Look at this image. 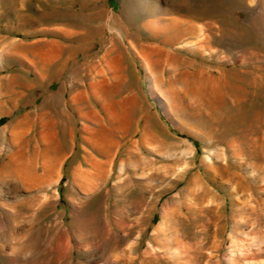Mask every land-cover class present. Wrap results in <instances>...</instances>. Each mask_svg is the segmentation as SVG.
Segmentation results:
<instances>
[{
    "label": "rangeland",
    "instance_id": "374dc122",
    "mask_svg": "<svg viewBox=\"0 0 264 264\" xmlns=\"http://www.w3.org/2000/svg\"><path fill=\"white\" fill-rule=\"evenodd\" d=\"M154 4L175 5L177 13L156 11ZM111 15L123 34L184 59L178 70L192 72L194 82L220 77L223 94L203 96L193 108L179 110L189 124L175 126L148 93L142 66L131 55L138 94L150 104V128L166 141L156 148L159 141L150 138L145 146L143 120L131 122L107 177L85 192L72 177L76 167L91 170L81 146L100 161L106 154L82 141L81 119L69 104L43 102L58 90L69 96L73 62L62 72L52 64L48 71L58 75L41 82L18 52L32 57L31 51L50 39L73 44L54 26L81 21L84 27L100 26V32L76 62L94 58L114 35ZM170 17L194 23L209 42L163 43V36L150 37L142 26ZM183 39L197 42L198 35ZM44 112L56 121L58 145L47 153L62 156L60 177L32 187L11 175L0 181V264H264V0H0V167L12 149L11 124L24 113ZM131 115L137 119L139 111ZM37 131L33 124L27 134L29 151ZM169 136L191 146L187 167L183 157L163 153ZM130 140L136 144L130 146ZM39 161L35 173L42 175ZM169 163L184 165L185 173L162 176Z\"/></svg>",
    "mask_w": 264,
    "mask_h": 264
},
{
    "label": "bare ground",
    "instance_id": "6f19581e",
    "mask_svg": "<svg viewBox=\"0 0 264 264\" xmlns=\"http://www.w3.org/2000/svg\"><path fill=\"white\" fill-rule=\"evenodd\" d=\"M174 6L167 4L164 8L159 9L154 4V9L159 12L177 13ZM122 13V15L125 14ZM109 19L116 25H109L110 30L114 31V35L109 38L110 44L102 45L101 51L94 58H89L81 63L76 62L78 53L86 51L89 47L88 44L99 35L98 28L100 26L97 24L94 28H89L88 25L84 27L81 21V23L75 21L73 24L63 21V25L61 27L54 26V30L73 39V44L50 39L46 42V46L33 49L32 57H29L24 50L18 52L22 60L29 62L35 68L36 78L41 82L43 80L51 81L58 75L57 72L50 74L48 71L52 64L56 63L59 67L58 71L62 72L67 68L68 63L73 62L69 68L71 76L69 96H63L64 93H60L58 90L54 95L46 96L43 102L48 103L52 100L53 104L59 101L63 106L69 104L81 119L80 136L82 141L96 148L98 152L106 154V160L100 161L94 158L85 146H81L83 152L88 155L91 170L76 167L72 172V177L73 182L85 192L93 191L107 177L121 144L128 139L127 134L131 122L138 123L143 120L140 140L145 146L150 138L156 142L159 141L155 145L156 148L161 147L166 141L157 131L150 128L152 118L147 112L150 104H147L138 94L139 76L133 71V68L129 67L131 55H134L142 66L147 80L148 93L158 102L163 114L175 126L188 127L189 124L187 120H182L179 117V110H185L188 106L193 108L196 106L194 102L203 96L210 95V97L220 98L223 94L220 77L205 82L206 78L202 77L203 80L194 82L191 79L192 72L178 70L179 64L181 67V64L185 62L184 59H178L158 44L135 41L132 36L122 33L112 15L109 16ZM157 19L165 20L161 17H157ZM142 26L148 30L150 37L163 36L160 38L163 43H168L171 39H180L184 42L181 46L189 47L198 42H209L207 33L200 31L194 23L178 17H170L163 23L157 20H148ZM196 34L198 35L197 42L183 39L185 36ZM164 35L166 36L164 37ZM12 79L8 76L9 83L13 81ZM177 81H181L182 85H176ZM135 111H139L137 119L131 115ZM45 114L44 112L29 116L28 113H24L21 118L11 124L8 130V140L12 149L8 154L7 161L0 167V181L10 175L26 187L36 186L46 181L51 183V180L58 181L62 156L51 157L47 153L48 149H55L58 145L57 130L54 127L56 121L53 117H47ZM33 124L37 125L38 131L29 151L27 150L29 141L27 134ZM67 127L68 139L71 142L73 131L71 126ZM169 137L171 138L169 144H164V151L162 150L166 154L165 156L175 159L179 155L183 157V164L186 167L190 165L188 155L192 153L191 146L183 140ZM135 144V140H130V146ZM129 147L127 151H129ZM37 158H40L39 162L44 170L42 175L35 173V159ZM84 158L86 159L85 155ZM173 162L175 163V161ZM172 163L165 165L161 172L162 176L176 178L185 173L184 165L179 169ZM126 177L121 161L120 179L123 183Z\"/></svg>",
    "mask_w": 264,
    "mask_h": 264
}]
</instances>
